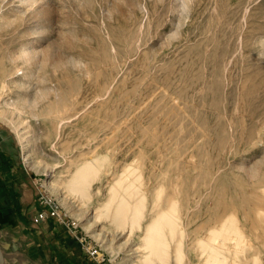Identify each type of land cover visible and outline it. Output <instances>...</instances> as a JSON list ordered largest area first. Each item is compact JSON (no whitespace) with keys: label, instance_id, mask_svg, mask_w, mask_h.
<instances>
[{"label":"rangeland","instance_id":"rangeland-1","mask_svg":"<svg viewBox=\"0 0 264 264\" xmlns=\"http://www.w3.org/2000/svg\"><path fill=\"white\" fill-rule=\"evenodd\" d=\"M184 2L0 0V21L9 22H0V148L11 150L14 163L27 173L28 199L36 206L32 222L52 220L66 227L94 264H205L199 239L212 232L209 241L220 244L213 231L226 218L214 213V201L207 198L212 185L220 175L228 178L224 184H248L255 166L264 180V132L256 134L251 153L242 149L236 154L225 145L232 138L216 135L220 121L229 129L227 105L236 110L245 88L264 100V0ZM22 47L34 51L35 58L25 61L23 53L11 62ZM30 62L38 69L31 91L44 75L56 86L52 115H75L60 123L7 105L10 96L25 91L12 80L24 78ZM259 86L261 91L254 92ZM82 103L87 106L81 108ZM262 113L257 121L264 126V107ZM98 156L90 180L74 185L77 165ZM129 168L142 173L146 195L136 225L138 196L121 186L120 175ZM112 186L130 203L121 220L114 214ZM160 186L159 205L179 201L184 232L178 228L175 238L182 240L180 262L176 241L162 260L143 244ZM43 196L57 204L64 221H35L37 213L51 208L41 203ZM244 219L236 218L242 227ZM260 223L253 230L244 227L240 247L224 240L230 248L226 264H235L236 253L244 264H264Z\"/></svg>","mask_w":264,"mask_h":264},{"label":"bare ground","instance_id":"bare-ground-1","mask_svg":"<svg viewBox=\"0 0 264 264\" xmlns=\"http://www.w3.org/2000/svg\"><path fill=\"white\" fill-rule=\"evenodd\" d=\"M184 4L185 5L187 4V0H186V3L184 2ZM180 6H182V5H180ZM187 8H185V9H187ZM6 23H9V22H7V21L1 22V26L6 24ZM178 32H179L178 29H176L175 31H173L171 33L170 36L172 37L174 35H177ZM20 51H21V54L18 55L17 57H13V56L9 57L11 62H15L18 59H21L23 56V53H26L24 55L25 61H28L30 59L32 61L33 60L32 58L33 57L35 58L34 51L26 50V47L20 48ZM73 61H72V63L74 65L75 64L77 65L78 61L77 60H76L77 62H73ZM33 63H31L32 65L30 64V66H28L27 70L25 71L24 78L19 79V80H17V79L12 80V82L16 86L24 89L25 91L19 92L15 96L14 95L10 96L8 98L9 100L6 101L7 105L12 106L20 114H29V115L31 114L34 116H38L40 113H42V114H45V116H48V118H50L54 122H55V119H59L60 123L62 122V120L67 119L72 115H75V114L65 115V116L60 115L59 117H57L58 115H52V113L55 112L54 110H52V100H53V96L55 94H51V92H53L56 89V86L54 85V83H52L51 79L45 77L44 75H42V74L39 75L40 76L39 82H41L42 84L37 85V84H39V82L38 83L36 82L37 84L36 83L35 84L37 86H36L35 90L33 89L34 91H31V88H34L32 86H35L32 76H34L38 70L36 68V66L33 65ZM79 67H80V65H79ZM253 90H254V92H259V91H261V88H260V86L255 87ZM49 93H50V95H49ZM249 96H250V94L246 91V88H245L244 93L241 96V100L238 104V107L236 105V107H237L236 110H234L231 102H230V104L227 105V117H228V126H229L228 130L224 128V124L222 123V121H220L218 123V126H216L217 127L216 128L217 137H220V138L221 137L222 138L230 137V138H232L231 141H226L227 143L225 144V145L228 144V147H230V146L233 147L232 151H230L231 154H236L239 151H241L242 149L244 151H248V152L250 151V153H251V150L253 149V146L255 145L254 139L256 137V134H262L264 132V126L261 125L260 123H258V121H257L259 118L262 117V114H263L262 108L264 107V100L261 99L260 97L253 98V96H250V98H249ZM81 97H82V95H81ZM80 99L77 98L76 102L78 103ZM85 99H86V97H84L82 99L83 102L86 101ZM45 100H47V102H44ZM74 103H75V101H74ZM87 103H82L81 108L86 107ZM216 105H218V102H216ZM74 108H77V106L76 107L74 106ZM74 108L72 110H75ZM76 113H78V112H76ZM80 113H82V112H80ZM83 113H85V112H83ZM66 114H67V112H66ZM83 115H81V116L83 117ZM204 122L206 123V121H204ZM263 123H264V121H263ZM83 126H84V123H83ZM257 128H258L259 132L256 131ZM82 134H83V132H82ZM262 137H263L262 141H264V136H262ZM244 141L246 142L245 145H243ZM81 142H83V141H81ZM241 143L243 146L241 145ZM262 144H263V148H264V142H262ZM218 145H219V142H218ZM246 145L248 146L247 149L245 148ZM219 146H221V145H219ZM224 148H226V147H224ZM228 149L230 150V148H228ZM98 158H99V156L94 157L93 159L87 158L83 162H80L79 165H77L76 169L74 170L73 176H72L73 180H74V185L87 183V181L90 180L91 174L93 172L97 171L94 163L97 160H99ZM263 161H264V158H263L262 162ZM220 168H221V166H220ZM243 170H244V168H243ZM252 172H254L253 177H252L253 180L248 184H243V182L242 183L241 182H233L230 180L228 183L224 184L228 178L226 177V175H220L218 177L219 180L214 185H212L213 191H212L211 195L207 196V198H211L214 201V204H215V207L213 206L214 207V209H213L214 213L222 214V215L226 214V218L222 221L221 227H219V229H216L213 231L215 234H217L216 236L219 238L220 244H216L215 242H213L215 239H213V241L212 240L209 241V239H211L209 237H210V234L212 232H210V234L209 233L206 234L204 238L199 239V244L203 248V252L207 254L205 264H226L228 257H229L228 256L229 255L228 250L230 248L228 246H225L226 244L224 243V240H226V242L233 243L235 248L240 247V245H242V242H244V240H245V238H244V227L247 229L253 230L255 227H257L259 225L258 223L264 221V180H260L261 178H260L258 167H256V166L253 167ZM120 177H121V180L123 181V183H121V186L123 187L124 191L130 195L135 194L136 196H138L137 202L135 203V206H134L135 212H136V215H135L136 219L134 221H132V225L139 224V220L142 217L144 203H145V197H146L145 193L142 190L143 185H144V182L142 181V173L137 172L136 168H129L128 170H124L122 172V174L120 175ZM261 177L264 178V175H262ZM111 191H112L111 200L113 201V199H114L116 201L115 206H114L115 217L120 216V218L118 220H121L123 213L130 207V203L128 202L127 199H125V196L123 194H120V193L116 194L113 186L111 187ZM162 196H163V187L160 186L159 189L157 190L156 200L154 202V207L157 206L158 209L156 210L155 215L152 217V219L149 221V223L146 225V227L143 228V230L145 229L144 234H143L144 235V238H143L144 243L143 244L146 248L150 249V254L153 253L155 256H157L159 259L162 260L164 258V256H167V254H169V250L173 249V248H171V244L173 243V241H176V248L174 247L175 244L173 247L175 248V251H174L175 256L178 259V261L180 262L184 257V252L182 249V247H183L182 246V240L178 241L176 239L177 237L175 238L176 230L178 228H179L178 230H180V233L182 236H183V232H184L183 223H181V221L183 222V220H180V214H179V208H178L179 207L178 206L179 201L176 200L177 199V197H176V199L172 200V202L168 201L169 203L166 206L159 205ZM187 197L189 198V196H187ZM204 198H206V197H204ZM207 206H209V205H207ZM238 215H241V216H243V218H245L244 220H246V223H245L244 227H242L237 222L236 218ZM214 216H216V215H214ZM212 222H213V220H212ZM91 225H92V223L90 222V224H88V226L90 227ZM205 225H206V223H205ZM208 225H210V224H208ZM259 229H260V227H259ZM263 229H264V226H263ZM177 232L179 233V231H177ZM258 232L259 231H257V233ZM95 235L97 237V236L101 235V233L96 232ZM256 235L259 236V235H261V233L260 234L258 233ZM214 237L215 236H213V238ZM180 238H181V236H180ZM195 238L198 239L196 237V235H195ZM259 240H260V238H259ZM145 253H146V251H145ZM200 253H202V252H200ZM256 253H257V250H256ZM141 258H143V257H140V260H141ZM241 258L243 261L242 255H241ZM233 260H234L235 264H244L243 262H240L241 260L238 259L237 253L235 254ZM245 264H246V262H245Z\"/></svg>","mask_w":264,"mask_h":264},{"label":"crops","instance_id":"crops-1","mask_svg":"<svg viewBox=\"0 0 264 264\" xmlns=\"http://www.w3.org/2000/svg\"><path fill=\"white\" fill-rule=\"evenodd\" d=\"M29 190L27 173L14 163L11 150L0 148V237L4 264H94L80 240L66 227L52 220L32 222L36 206L28 199Z\"/></svg>","mask_w":264,"mask_h":264},{"label":"built area","instance_id":"built-area-1","mask_svg":"<svg viewBox=\"0 0 264 264\" xmlns=\"http://www.w3.org/2000/svg\"><path fill=\"white\" fill-rule=\"evenodd\" d=\"M42 201L41 203H45L51 206V208L46 211H40L39 213H37L36 217H35V221H39V220H43L47 217H56L58 218L60 221H64L62 215H60L59 211H58V206L57 204L49 197H41ZM49 198V199H48ZM96 252V249L92 250L90 253L94 254Z\"/></svg>","mask_w":264,"mask_h":264},{"label":"water","instance_id":"water-1","mask_svg":"<svg viewBox=\"0 0 264 264\" xmlns=\"http://www.w3.org/2000/svg\"><path fill=\"white\" fill-rule=\"evenodd\" d=\"M0 264H4V256H3V252H2V240L0 237Z\"/></svg>","mask_w":264,"mask_h":264}]
</instances>
